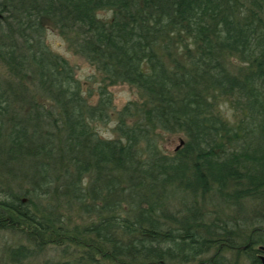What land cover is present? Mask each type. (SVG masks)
I'll return each mask as SVG.
<instances>
[{
	"label": "trees",
	"instance_id": "obj_1",
	"mask_svg": "<svg viewBox=\"0 0 264 264\" xmlns=\"http://www.w3.org/2000/svg\"><path fill=\"white\" fill-rule=\"evenodd\" d=\"M0 61V264H264V0H0Z\"/></svg>",
	"mask_w": 264,
	"mask_h": 264
},
{
	"label": "rangeland",
	"instance_id": "obj_2",
	"mask_svg": "<svg viewBox=\"0 0 264 264\" xmlns=\"http://www.w3.org/2000/svg\"><path fill=\"white\" fill-rule=\"evenodd\" d=\"M109 14L110 12H101L102 16H108ZM46 41L55 52L68 59V61L75 68L77 77L84 84L85 90H92L93 95L91 96V99L93 101H96L98 95L93 90L96 89L98 86V81H96L97 77H94V75L96 74L95 68L90 64V62L86 58H84L80 54H76L74 50L69 47L67 40H65V38L61 36L58 31L53 27L48 28L46 34ZM0 72L2 74H7V68L1 61ZM110 90L114 97L115 113L116 111L120 110L124 105H126L129 101H137L140 99L137 88L128 83L115 84L113 86H110ZM115 125L116 115H114V119L109 124H103L102 126H100L99 130L103 135L111 137L114 135L113 128ZM181 140L184 139L179 134H166L162 139V144L165 146L167 151L174 152L175 150L180 149L183 145L181 143ZM20 240H22V237H19L17 234L5 231L0 232V262H2L5 245L18 244ZM236 242L240 243L241 241L239 239H236ZM261 255H264V253H261ZM59 257V250L55 247H50L46 251H43L42 253L38 254L37 256L28 259L25 264H45L48 260H56ZM239 261L241 262V264H248V261L242 255H240Z\"/></svg>",
	"mask_w": 264,
	"mask_h": 264
},
{
	"label": "water",
	"instance_id": "obj_3",
	"mask_svg": "<svg viewBox=\"0 0 264 264\" xmlns=\"http://www.w3.org/2000/svg\"><path fill=\"white\" fill-rule=\"evenodd\" d=\"M181 143L184 144V140H181ZM260 248L264 250V246L263 245ZM262 259L264 261V255H262Z\"/></svg>",
	"mask_w": 264,
	"mask_h": 264
}]
</instances>
